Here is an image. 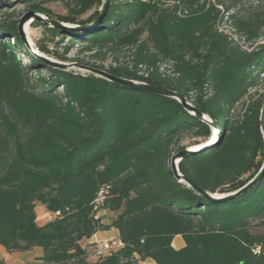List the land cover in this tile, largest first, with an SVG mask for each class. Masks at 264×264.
<instances>
[{
  "label": "trees",
  "instance_id": "16d2710c",
  "mask_svg": "<svg viewBox=\"0 0 264 264\" xmlns=\"http://www.w3.org/2000/svg\"><path fill=\"white\" fill-rule=\"evenodd\" d=\"M61 1L65 15L38 0L0 2V246L9 253L39 248L42 264H264V174L235 199L205 200L174 178L170 159L186 138L192 146L207 141L206 123L174 99L49 66L26 48L19 5L83 27L104 3ZM252 1L110 0L101 22L84 30L32 25L69 37L100 62L104 49L133 51L131 68L74 62L174 91L215 122L217 143L186 156L178 171L206 192L227 194L259 172L264 156V90L249 93L264 78V44L247 52L218 29L226 20L245 42L264 39V0ZM244 98V113L232 120L230 110ZM101 190L108 225L93 211ZM37 205L53 219L39 225ZM111 227L122 247L92 259L94 246L80 242ZM176 236L182 248L172 247Z\"/></svg>",
  "mask_w": 264,
  "mask_h": 264
},
{
  "label": "rangeland",
  "instance_id": "374dc122",
  "mask_svg": "<svg viewBox=\"0 0 264 264\" xmlns=\"http://www.w3.org/2000/svg\"><path fill=\"white\" fill-rule=\"evenodd\" d=\"M38 1H40L42 3L43 7L49 9L55 15H65L66 14V9L64 8L61 0H38ZM252 2H254V5H256L255 0H253ZM168 4L171 5L172 2H169ZM18 9L23 14H25V12H27L25 10V6H23V5H19ZM88 16H89V14H86V15L82 16L80 19L85 20V19H87ZM219 28L221 30L226 31L227 33L231 34L239 42H241V39L237 38L234 35L230 22L225 20L219 26ZM29 35H30V39L32 42V48L34 51H38V53L40 55H43L45 57H48V58L55 60L57 62H60V63L76 64V62H74V61L79 60V61H84V62L100 63L103 65L104 68H108L109 66H112V67L127 66V67L131 68V66H132L131 60L133 57L132 56L133 51H131L129 49H122V50L115 51V52L104 49V51H103V53L105 55L104 60L102 62H100L97 58L94 57V53H95L94 51L88 52L87 50L84 49L83 46L71 45L70 44V38L67 36H64L63 38H61V36L53 37V36L47 34L45 32L44 28L41 26L34 27L31 23L30 29H29ZM143 38H145V35L143 36ZM256 44H264V39L260 38L257 41V43L245 42L243 44V47L252 49L256 46ZM42 48H45L48 52H43ZM65 48H67V50H65ZM57 56L58 57L62 56V57H64L65 60L60 61V59ZM139 68L141 69V72L139 74L146 76L145 75V73H146L145 68L142 66H139ZM71 70H74V71L79 72L81 74H91V73L83 71L79 68H72ZM159 72L166 77L172 76L171 75V68L169 65H160ZM91 75L98 77L94 74H91ZM262 80L263 81L259 82V84H258V86H256V88H253L252 90L249 91L250 95H252L254 93V91H258V93H260V94L263 93L264 78H262ZM245 100L246 99L244 98L243 100H241L239 103H237L230 110V117L232 120H236V119L240 118L242 116V114L244 113V109H245L244 101ZM210 129H211V137L210 138L212 140L208 143H205L206 145L204 143L201 144V145H203V147L213 146L218 141V138L220 135L219 134L220 131H219L218 127H216L214 130H213V128H210ZM192 142H193V139L186 138L185 140H183L182 145L186 146V148H190V147H193L192 145H190V143H192ZM36 207H38V206H36ZM35 213H36V222L39 225L47 223L53 219L52 215H49V216L44 215V213H41L40 210H38L36 208H35ZM99 217L102 220H106V221L107 220L110 221V219H111V218H109L110 214L107 211H99ZM85 247H88V245H86ZM92 259H94V258L92 257ZM38 264H42V263L39 262Z\"/></svg>",
  "mask_w": 264,
  "mask_h": 264
},
{
  "label": "water",
  "instance_id": "95a60500",
  "mask_svg": "<svg viewBox=\"0 0 264 264\" xmlns=\"http://www.w3.org/2000/svg\"><path fill=\"white\" fill-rule=\"evenodd\" d=\"M2 1H12V0H0V2H2ZM109 1L110 0H104V3L100 9V14H99L98 18L92 23V25H86L83 27H78V26L66 24V23H63V22H60L57 20L49 19V18L45 17L44 15L35 13L31 10L27 11L19 19V22L17 25L18 34H19L21 40L23 41L24 45L26 46V48L36 58L40 59L41 61H43L45 64H47L49 66H53V67H56V68H59L62 70H71L72 68H79L83 71H86V72L94 74L100 78H103L109 82L116 83V84L120 85L121 87H124V88L129 89V90H134V91H138V92L148 93L151 95L163 96V97L174 99L181 104V106L183 107V109L185 111H187L188 113L193 115L196 119L206 123L210 128H213V130H214L217 127L215 122H212L208 116L202 114L192 104L187 102V100L185 99V97L183 95H180L174 91L164 89V88L155 87V86H151V85L141 83V82H137V81H133V80H128V79L116 77V76H113V75L106 73L105 71L93 69V68H90L87 66H79L77 64L60 63V62L52 60L48 57L40 55L38 53V51L33 50L32 45L30 44V42L27 38V35L25 33V30H24V27L27 23H32L34 21H37V22H41L46 27L54 28V29H58V30L79 29V28L81 30H84V29L90 28V27L94 26L95 24H98L101 22L104 14L107 10ZM259 121H260V132L262 134L263 148H264V105H263L261 112H260ZM210 137H211V135H210ZM210 137L207 141H205L203 143L205 144V143L210 142L212 140ZM200 147H201V149L204 148L203 145H199V146L195 145L193 147L185 148V149L175 153L170 159V171H171L172 175L174 176V178L178 180V182H180V183L183 182L188 187L195 189L205 200H207L209 202H221V201L232 200V199L239 197L241 194H243L244 192H246L250 188H252L264 174V156H263V161H262V165H261L259 172L242 188L238 189L237 191H234L232 193H227V194H217V193L212 194V193L206 192V191L196 187V185H194L192 182L186 180L178 171V163L182 159H184L186 156L191 155L192 153L199 150Z\"/></svg>",
  "mask_w": 264,
  "mask_h": 264
},
{
  "label": "crops",
  "instance_id": "0c3cea01",
  "mask_svg": "<svg viewBox=\"0 0 264 264\" xmlns=\"http://www.w3.org/2000/svg\"><path fill=\"white\" fill-rule=\"evenodd\" d=\"M36 209L40 210L44 215H51L48 213L45 208L41 205H37ZM101 223L103 225L110 224V221L102 220ZM107 240H119V234L117 229L109 228L107 230H102L94 234L91 238L82 240L80 244L85 247L86 245H96L102 241ZM184 246V242L180 236H176L172 240V247L174 249H179ZM42 255V251L39 248H34L30 251L26 252H7L2 246H0V260L4 261V264H38L40 261L38 260ZM139 264H153V262L149 259L139 262Z\"/></svg>",
  "mask_w": 264,
  "mask_h": 264
},
{
  "label": "built area",
  "instance_id": "2783aa9c",
  "mask_svg": "<svg viewBox=\"0 0 264 264\" xmlns=\"http://www.w3.org/2000/svg\"><path fill=\"white\" fill-rule=\"evenodd\" d=\"M143 2H147L148 0H141ZM219 32H222L223 34L227 35L229 37L230 40H232L235 44H237L242 50L250 52L251 48H246L243 47V44L245 43V40L243 37H241L240 35H238L234 29H232L234 35L237 38L241 39V42H239L234 36H232L231 34L227 33L226 31L221 30L220 28ZM235 38V39H234ZM106 194L105 190H101L98 193L97 198L95 199L94 203H93V211H94V215H95V219L99 218V211H100V205L103 203L104 201V195ZM122 247V243L119 240H107V241H102L96 245H94L93 248V258L94 259H102L106 256L111 255L113 252L117 251L118 249H120Z\"/></svg>",
  "mask_w": 264,
  "mask_h": 264
},
{
  "label": "bare ground",
  "instance_id": "6f19581e",
  "mask_svg": "<svg viewBox=\"0 0 264 264\" xmlns=\"http://www.w3.org/2000/svg\"><path fill=\"white\" fill-rule=\"evenodd\" d=\"M30 25H31V23H27V24L25 25V27H24V30H25V33H26V35H27V38H28L30 44L32 45V42H31V39H30V35H29Z\"/></svg>",
  "mask_w": 264,
  "mask_h": 264
}]
</instances>
